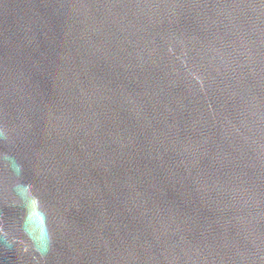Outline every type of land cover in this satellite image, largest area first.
I'll list each match as a JSON object with an SVG mask.
<instances>
[{"label": "water", "instance_id": "95a60500", "mask_svg": "<svg viewBox=\"0 0 264 264\" xmlns=\"http://www.w3.org/2000/svg\"><path fill=\"white\" fill-rule=\"evenodd\" d=\"M0 264H264V0H0Z\"/></svg>", "mask_w": 264, "mask_h": 264}]
</instances>
